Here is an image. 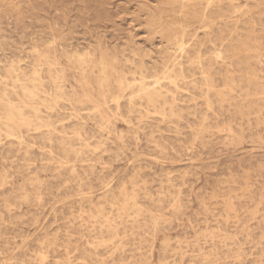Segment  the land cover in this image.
Segmentation results:
<instances>
[{
  "label": "rangeland",
  "instance_id": "obj_1",
  "mask_svg": "<svg viewBox=\"0 0 264 264\" xmlns=\"http://www.w3.org/2000/svg\"><path fill=\"white\" fill-rule=\"evenodd\" d=\"M0 264H264V0H0Z\"/></svg>",
  "mask_w": 264,
  "mask_h": 264
},
{
  "label": "bare ground",
  "instance_id": "obj_2",
  "mask_svg": "<svg viewBox=\"0 0 264 264\" xmlns=\"http://www.w3.org/2000/svg\"><path fill=\"white\" fill-rule=\"evenodd\" d=\"M186 1V0H185ZM181 7V6H180ZM181 8H183V7H181ZM177 42V41H176ZM177 44V43H176ZM183 45V44H182ZM241 45H242V43H241ZM246 47L244 46V49H245ZM82 62V61H81ZM175 62V61H174ZM83 63V62H82ZM176 63V62H175ZM101 67V66H100ZM182 69V68H181ZM180 70V69H179ZM202 74H204V73H202ZM84 75V74H83ZM182 75V74H181ZM174 77V76H173ZM206 79V78H205ZM204 79V80H205ZM143 80V79H142ZM168 80V79H167ZM177 80V79H176ZM140 84H141V88H140V92H141V94H142V96H143V98L146 100V101H148L149 103H153V104H155L157 101H156V99L158 98V97H161V92L155 87V88H152V89H150L149 87L150 86H146L145 84H143V82H140ZM25 91H26V93H27V91H28V89H25ZM31 96H33L32 95V92L30 91V93H29ZM10 129V128H9ZM125 195V194H124ZM123 201V200H122ZM128 201V200H127Z\"/></svg>",
  "mask_w": 264,
  "mask_h": 264
}]
</instances>
